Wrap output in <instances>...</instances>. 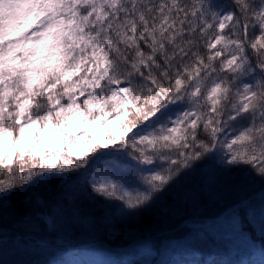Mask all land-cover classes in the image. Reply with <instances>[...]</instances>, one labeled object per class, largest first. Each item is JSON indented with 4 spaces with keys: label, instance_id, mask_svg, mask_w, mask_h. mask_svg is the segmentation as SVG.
Masks as SVG:
<instances>
[{
    "label": "snow or ice",
    "instance_id": "obj_1",
    "mask_svg": "<svg viewBox=\"0 0 264 264\" xmlns=\"http://www.w3.org/2000/svg\"><path fill=\"white\" fill-rule=\"evenodd\" d=\"M238 239L264 251V0H0V264Z\"/></svg>",
    "mask_w": 264,
    "mask_h": 264
},
{
    "label": "trees",
    "instance_id": "obj_2",
    "mask_svg": "<svg viewBox=\"0 0 264 264\" xmlns=\"http://www.w3.org/2000/svg\"><path fill=\"white\" fill-rule=\"evenodd\" d=\"M230 251L225 254L222 251L215 256L213 259L219 260L221 264H262L264 262V251L261 250L259 244L253 245L252 243L244 240H235L231 245H229ZM108 255V254H106ZM111 258H116L115 256H110ZM66 256L60 257L59 259H64ZM180 257L176 254L169 253L164 259L176 260ZM13 257L5 250L3 256V264H9ZM148 259H151L150 257Z\"/></svg>",
    "mask_w": 264,
    "mask_h": 264
},
{
    "label": "rangeland",
    "instance_id": "obj_3",
    "mask_svg": "<svg viewBox=\"0 0 264 264\" xmlns=\"http://www.w3.org/2000/svg\"><path fill=\"white\" fill-rule=\"evenodd\" d=\"M77 257L72 256L71 254L66 255V257L63 259L64 261H70L73 259H76ZM85 259H89V260H94L97 261L98 264H103V262L108 261V260H114L116 258H111L108 255H106V253L103 252H98L95 253L93 255H90L88 257H84ZM124 259H127V257H125Z\"/></svg>",
    "mask_w": 264,
    "mask_h": 264
}]
</instances>
